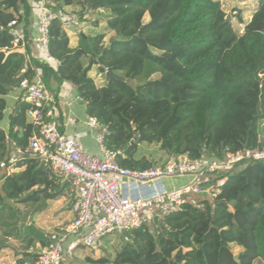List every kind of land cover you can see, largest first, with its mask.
<instances>
[{
  "label": "trees",
  "instance_id": "trees-1",
  "mask_svg": "<svg viewBox=\"0 0 264 264\" xmlns=\"http://www.w3.org/2000/svg\"><path fill=\"white\" fill-rule=\"evenodd\" d=\"M39 2L0 0V49L5 50L0 53V123L6 96L40 72L54 94L65 82L76 86L87 116L110 130L106 145L125 169L159 167L138 155L142 144L191 160H221L227 152L264 145L259 129L264 127V0L243 23V34L227 21L219 0H50L60 13L49 31L48 52L57 68L34 58L30 63L9 34V24L16 21L28 41L32 3ZM73 7L80 9L82 21L109 11L104 34H79L72 46L63 14ZM107 33L113 36L105 44ZM107 74L114 77L107 80ZM155 75L159 79L153 80ZM28 109L21 90L8 131L0 128V218L10 211L9 219L18 223L22 213L8 203L40 205L68 193V184L28 151L39 131ZM13 144L21 152L15 164L19 171L6 175ZM4 228L0 254L13 247L10 238L17 240V264H34L38 257L30 249L49 244L50 235L35 223ZM126 237L113 257L90 256L85 264H264V161L236 167L214 200L188 202Z\"/></svg>",
  "mask_w": 264,
  "mask_h": 264
},
{
  "label": "built area",
  "instance_id": "built-area-1",
  "mask_svg": "<svg viewBox=\"0 0 264 264\" xmlns=\"http://www.w3.org/2000/svg\"><path fill=\"white\" fill-rule=\"evenodd\" d=\"M57 16L46 8L39 15V35L34 42L46 54H49L50 25ZM9 28L13 46L24 47L27 39L18 23L12 21ZM70 28L66 24L65 30ZM243 33L244 27L240 29V34ZM21 90L23 101L29 105L27 117L39 130L31 138L28 151L68 184L72 198L73 220L50 234L48 245L31 249L38 257L34 264H64L78 249L102 245L106 236L129 233L147 221L153 223L156 217L176 214L188 202L214 200L236 167L264 161L262 145L227 152L221 160L178 156L163 167L144 171L125 169L118 164L117 153L106 145L105 139L111 135L106 126L88 119L98 146L97 153L90 154L76 139L61 131L58 95L44 85L40 76L33 81L24 80ZM12 148L21 154L14 144ZM15 168V163H11L6 175L13 174ZM180 178H189L190 182L179 187L165 183ZM155 209L160 213H154Z\"/></svg>",
  "mask_w": 264,
  "mask_h": 264
},
{
  "label": "rangeland",
  "instance_id": "rangeland-1",
  "mask_svg": "<svg viewBox=\"0 0 264 264\" xmlns=\"http://www.w3.org/2000/svg\"><path fill=\"white\" fill-rule=\"evenodd\" d=\"M48 1V0H47ZM223 5V9L227 14V17H230V22L235 31L242 29L244 26L243 23H247L252 19L253 14L256 12L258 8L259 0H219ZM48 2L45 7L48 11L52 12L55 15H59L57 9H54ZM51 6V7H50ZM80 9L78 8H69L66 10V13L63 14L65 20L67 21L66 24L69 25L71 28L68 30L69 36L74 39L79 34H104V27L106 25L107 20L110 17V12L107 10L94 12L91 15L85 17L84 21L79 19V12ZM241 20V21H240ZM149 21L148 15L145 17V22ZM242 23V24H241ZM113 36V34H105L104 42L105 44L108 43L109 39ZM74 37V38H73ZM77 40V38H76ZM78 41V40H77ZM77 41H74L75 43ZM91 75L96 79V81H100L99 75H97L96 70H93ZM153 80L159 79L158 75H155ZM102 84V83H101ZM9 103H11V98L9 99ZM259 126V129H263L264 127ZM261 135L263 136V133ZM138 155H145L149 158H152L156 162H158L159 167H163V165L172 157H168L165 153L161 152L160 146L158 145H148L142 144L139 147ZM168 161V162H169ZM167 162V163H168ZM166 163V164H167ZM165 164V165H166ZM164 165V166H165ZM170 181L166 180V184L170 185ZM190 182V179L187 183ZM186 183V184H187ZM69 191L67 193V198H63L59 201H52L42 203L40 205H31V204H20L16 205L14 203H8V205L18 213H22L21 221L18 223L15 219H9V212L7 211L3 213V217L0 218V235L3 234L6 224H18L19 227L26 228L32 223H35L36 227L40 230L48 233L49 235L52 234L59 226L65 224L66 222L70 221L72 218V206ZM160 211L157 209L154 210V213L158 214ZM160 216V215H159ZM161 217V216H160ZM159 217V218H160ZM148 225H151L152 222L147 221ZM127 233L123 234H113L106 236L103 241L102 245L96 246L93 248H80L78 249L75 254L70 257L64 264H85L86 257H94V258H103V257H113L115 253L121 249V247L125 244L127 237ZM9 244L11 246H19L17 240L10 238ZM240 249L236 246L233 247V252L237 254ZM96 253L98 256L96 257Z\"/></svg>",
  "mask_w": 264,
  "mask_h": 264
},
{
  "label": "crops",
  "instance_id": "crops-1",
  "mask_svg": "<svg viewBox=\"0 0 264 264\" xmlns=\"http://www.w3.org/2000/svg\"><path fill=\"white\" fill-rule=\"evenodd\" d=\"M48 2H50V0L48 1L41 0V2L39 3H32L33 10L31 13V25L29 28L30 38L27 41V44L29 46H27L26 44L24 47H21L19 50H21L22 52H25L27 60L29 62L31 58H34L44 63H48L54 68H57L59 66V63L53 58H51L49 54H46L45 52H43L40 46L34 42V39L39 35L38 19H39L40 12L43 8H46L45 5ZM76 38L77 37H75L74 39L71 38V45L74 47L77 45V42L76 43L74 42V41H77ZM27 47L29 51H27L28 50ZM14 48H17V47H14ZM38 76L41 77L40 72H38ZM100 81L101 82H99V84L102 83L104 79L101 78ZM96 83L98 84L97 81ZM20 94H21V89H18V90H13L6 96L8 108L5 114V118L0 123V128L5 131H8V125H9L8 117L11 114V112H13L14 106L18 98L20 97ZM57 95L59 99L58 116H59L60 129L62 130V132L66 133L68 136L76 139L81 144V146L84 148L86 152L90 154H96L98 151V146L95 142L94 133L91 131V129L88 126L89 117L86 114L84 103L82 104L81 101L79 100L76 86L72 83L65 82L58 89ZM10 98H11V103H9ZM19 159H20V154H17L15 151H13L11 163L16 164V162ZM7 169L6 170L4 169L5 171L3 170L5 174H7ZM15 169H16L15 172L19 171L18 168H15ZM169 181H170L169 183L171 187L172 186L179 187V186L186 184L189 181V178L172 179ZM72 220H73V215L70 221ZM19 246L17 247L13 246L12 248H8L4 250L0 254V264H17L18 260L21 257L17 253L20 251L15 250V248H19ZM38 246L39 244H36L32 248L36 250ZM29 252L31 253L33 251L30 249ZM95 255L97 257L98 253H96ZM26 264H30V263L27 262Z\"/></svg>",
  "mask_w": 264,
  "mask_h": 264
},
{
  "label": "water",
  "instance_id": "water-1",
  "mask_svg": "<svg viewBox=\"0 0 264 264\" xmlns=\"http://www.w3.org/2000/svg\"><path fill=\"white\" fill-rule=\"evenodd\" d=\"M227 21H230V17H227ZM0 53H5V50L0 49ZM111 77H114L112 74H107V80H109ZM83 104V102L81 101Z\"/></svg>",
  "mask_w": 264,
  "mask_h": 264
}]
</instances>
